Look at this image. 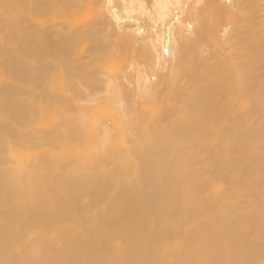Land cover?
I'll return each mask as SVG.
<instances>
[{"label":"bare ground","instance_id":"bare-ground-1","mask_svg":"<svg viewBox=\"0 0 264 264\" xmlns=\"http://www.w3.org/2000/svg\"><path fill=\"white\" fill-rule=\"evenodd\" d=\"M0 264H264V0H0Z\"/></svg>","mask_w":264,"mask_h":264}]
</instances>
